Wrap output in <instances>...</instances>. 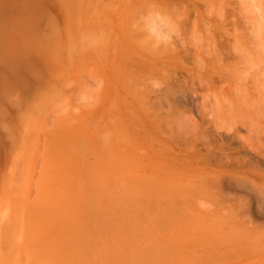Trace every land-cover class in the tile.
Instances as JSON below:
<instances>
[{
  "label": "rangeland",
  "instance_id": "374dc122",
  "mask_svg": "<svg viewBox=\"0 0 264 264\" xmlns=\"http://www.w3.org/2000/svg\"><path fill=\"white\" fill-rule=\"evenodd\" d=\"M183 1L190 28L200 14L204 25L210 20L211 30L220 25L217 49L215 43L206 45L203 39V45L201 38H193L187 25L178 32L177 19L173 24L175 18L163 15L170 0H21L23 15L7 19L13 41L7 46L12 51L8 63L13 67L5 71L7 85L5 75L0 77V257L11 251L16 264H264V0L247 5L248 0H209L215 5L209 8L207 0ZM157 7L167 32H161L166 34L162 38L146 22ZM216 9L226 11V22L219 19L223 10L217 17ZM166 22L173 24V32ZM199 25L198 32L204 29ZM162 39L164 46L176 48L174 53L164 50L174 59L154 53ZM212 47L222 50L221 59ZM195 52L208 55H200L204 63ZM227 63L238 73L223 74ZM205 69L216 82L203 78L201 83ZM241 85L248 95L239 98L245 92ZM123 86L133 91L129 94ZM233 93L240 101L250 95L245 105L250 103L257 117L250 114L251 107H243L244 100L238 110ZM225 100L239 112L224 106ZM220 106L225 117L218 114ZM218 175L223 177L218 180ZM214 205L217 209L208 213ZM248 226L251 232L256 227L252 236ZM229 246L237 249L236 255ZM212 249L216 255L226 249L231 254L216 256Z\"/></svg>",
  "mask_w": 264,
  "mask_h": 264
},
{
  "label": "bare ground",
  "instance_id": "6f19581e",
  "mask_svg": "<svg viewBox=\"0 0 264 264\" xmlns=\"http://www.w3.org/2000/svg\"><path fill=\"white\" fill-rule=\"evenodd\" d=\"M154 1H155V0H154ZM164 1L167 2V0H164ZM170 1H171V2H170L169 4H166V5H167V7H165V8H166V12H163V13H165V14H163V15L166 16V14L168 13L169 16L167 15V16H168L167 18H171V17H172V18H175V19H172V22H173L174 20L176 21V19H177V22H178V18L181 17V16H180V12L183 11V13H185V16H184V14H183V16H182V17H184L183 20H182V17H181V20L179 19L180 21L178 22L180 25H182L180 28H178L179 24H178L177 22H175V24H174V22H173L174 27H175V25H176V26L178 25L176 29H177L178 32H179V30H181V28L184 27V25H187V26H188V24H187L186 22L188 21L187 17L190 16V14H189V8H188V6L185 5L186 2H184L183 0H180V1H179V0H170ZM185 1H186V0H185ZM204 1H205V0H204ZM220 1H221V0H218V2H220ZM223 1H224V0H223ZM225 1H226V0H225ZM243 1H244V0H243ZM251 1H252V0H251ZM200 2H201V1H200ZM216 2H217V0H216ZM247 2L249 3V0L246 1V5L248 4ZM174 3H176V4H174ZM190 3H191V2H190ZM207 3H210L209 0H207ZM221 3H222V1H221ZM229 3H230V2H229ZM253 3H254V2H253ZM260 3H261V1H260ZM177 4H181V5H182V6H181L182 8H181V7L179 8V6H178ZM186 4H187V3H186ZM197 4H198V3H197ZM205 4H206V1H205ZM254 4H255V3H254ZM261 4H262V3H261ZM209 5H210V7H214V6H215L214 4L210 3V4H207V7L205 6V8H209ZM221 5H222V4H221ZM250 5H251V4H250ZM164 6H165V5H164ZM164 6H163V7H164ZM194 6H195V9L197 10L196 5H194ZM197 6H198V5H197ZM227 6H228V5H227ZM251 6H252V5H251ZM255 6H256V5H255ZM148 7H149V6H148ZM160 7H161V6H160ZM163 7H162V9H163ZM177 7H178V8H177ZM218 7H219V6H218ZM218 7H216V8H218ZM220 7H221V6H220ZM224 7H225V6H224ZM259 7H260V6H259ZM153 8H154V7H153ZM190 8H191V7H190ZM183 9H184V10H183ZM251 9L254 10V7H253V8L251 7ZM259 9H260V8H259ZM179 10H180V11H179ZM181 10H182V11H181ZM190 10H191V9H190ZM222 10H223V9H222ZM222 10L219 9L220 14H221V11H222ZM224 10H225V8H224ZM224 10L222 11V12H224V15H223V14L220 15L218 9H216V12H215V15H216L217 17L220 15V16H219V19H220L222 22H223V21L226 22V18H227V17H226L227 15L225 14L226 11H224ZM240 10H241V9H240ZM202 11H203V10H202ZM257 11H258V10H257ZM154 12H155V14H154V15L152 14L153 16L150 14L151 17H150L149 19L146 18V19H147L146 22L148 23V26H147V27H148L149 30H151L152 32H155V35L153 34L154 36H160V37H161V35L164 36V35L167 34V32L165 31L166 29L163 30L162 27H161V22H163V23L165 22L164 20L162 21V19H161V18L164 19V16L162 15V17H161V16H160V13H157V14H156V12H160V10L158 9V7H157V9H156ZM191 12H192V11H191ZM194 12H195V11H194ZM217 12H218V13H217ZM227 12H228V11H227ZM233 12H234V11H233ZM148 13H149V12H148ZM148 13H147V14H148ZM151 13H153V11H151ZM203 13H204V12H203ZM209 13H210V12H208L207 14H209ZM211 13L214 14V11H212ZM248 13H249V12H248ZM260 13H261V15L263 14L262 11H261ZM158 14H159V15H158ZM161 14H162V12H161ZM213 14H212V15H213ZM232 14H233V13H232ZM209 15H211V14H209ZM225 15H226V16H225ZM233 15H234V14H233ZM251 15H252V14H251ZM127 16H128V15H127ZM170 16H171V17H170ZM179 16H180V17H179ZM224 16H225V17H224ZM256 16H257V14H256ZM256 16H255V18H256L255 20L258 19V17H256ZM145 17H146V16H145ZM209 17H210V16H209ZM211 17H212V16H211ZM263 17H264V16H263ZM167 18H165V20H166ZM139 19H143V18H139ZM139 19H137V20H139ZM197 19H198V18H196V20L194 19L193 21H191V24H192L191 28H190V26H188V30H192V31H191V32H192V33H191V34H192V37H193V36H194V37L197 36L196 38H198V39L201 38L200 43H203V45H204L206 42H207L206 45H207V44L210 45V44H212V43L214 44L215 42L217 43L218 41H216V39H217L216 36H218V35H217V31H218V30H217L216 28H219L218 26H220V25L217 24V26H216V24H215V25H214V28H215V29H214V30H213V29L211 30L210 27L212 26V23H209L210 20H209V22L207 21V25H204V24H206V23H205V20H206V19H205V17H204V14H203V15L200 14V18H199L198 20H197ZM168 20H169V19H167V22H168ZM190 20H191V19H190ZM220 20H219L218 22H220ZM235 20H236V19H235ZM259 20H260V19H259ZM139 21H140V20H139ZM169 21L171 22V20H169ZM257 21H258V20H257ZM167 22H166V23H167ZM189 22H190V21H189ZM200 22H202V24H201ZM229 22H230V21H229ZM260 22H261V21H260ZM133 23H134V22H133ZM143 23H144V22H143ZM176 23H177V24H176ZM203 23H204V24H203ZM220 23H221V22H220ZM136 24H137V23H136ZM173 24H168V23H167V25H168V26L171 25V27H172ZM191 24H190V25H191ZM199 24H201V25H199ZM208 24H211V26L208 25ZM233 24H234V23H233ZM141 25H143V24L141 23ZM146 25H147V24H146ZM198 25H199V27L201 26L202 28L205 29V30L203 29L204 31L202 30L203 32L206 31L205 34H204V36H202V34H201L202 31H199L200 33L197 31V29H198ZM203 25H204L205 27H203ZM226 25H227V24H226ZM226 25H225V26H226ZM132 26H133V25H132ZM134 26H135V24H134ZM209 26H210V27H209ZM234 26H235V25H234ZM174 27H173V28H174ZM201 27H200V28H201ZM133 28H134V27H133ZM138 28H139V27H138ZM142 28H144V27H142ZM164 28H165V27H164ZM189 28H190V29H189ZM202 28H201V29H202ZM167 29H168V28H167ZM169 29H170V26H169ZM169 29H168V31H169ZM193 29H196V30H193ZM133 30H135V29H133ZM142 30H143V29H142ZM149 30H148V31H149ZM170 30L173 32L174 29H170ZM177 30H176V31H177ZM182 30H183V29H182ZM182 30H181V31H182ZM186 30H187V28H186ZM186 30H185V31H186ZM219 30H220V29H219ZM234 30H237V29H234ZM130 31H131V30H130ZM151 31H150V32H151ZM162 31H165L166 34H165V33H164V34L161 33ZM183 31H184V30H183ZM227 31H228V30H227ZM131 32H132V31H131ZM140 32H141V31H140ZM172 32H170L169 34H171ZM178 32H177V34H178ZM228 32H229V31H228ZM231 32H232V31H231ZM242 32H243V31H242ZM143 33H144V32H143ZM148 33H149V32H148ZM179 33H180V32H179ZM150 34H152V33H150ZM186 34H187V33H186ZM200 34H201V35H200ZM220 34H221V33H220ZM220 34H219V35H220ZM136 35H137V34H136ZM172 35H173V33H172ZM174 35H175V32H174ZM181 35H182V34H181ZM189 35H190V34H189ZM222 35H223V34H221L220 37H223V36H224V35H223V36H222ZM127 36H128V35H127ZM167 36H168V35H167ZM184 36H185V35H184ZM201 36H202L203 38H202ZM136 37H137V36H136ZM169 37H170L171 40H172V41L170 40L169 42H171V43L173 44L172 36L169 35ZM173 37H174V36H173ZM181 37H182V36H181ZM194 37H193V38H194ZM151 38H152V37H151ZM161 38H162V37H161ZM185 38H186V37H185ZM196 38H195V39H196ZM133 39H134V38H133ZM144 39H145V38H144ZM157 39H159V44H160V40H161V39H160V38H157ZM168 39H169V38H168ZM198 39H196V41H197ZM203 39H204V41H206V42H203ZM151 40H152V39H151ZM162 40H163V39H162ZM165 40H166V39H165ZM187 40H188V39H187ZM191 40H192V39H191ZM134 41H135V40H134ZM144 41H145V40H144ZM144 41H143V42H144ZM155 41H156V40H155ZM181 41H182V40H181ZM236 41H237V40H236ZM148 42H149V41H148ZM163 42H164V43H163V44L161 43V45H160L162 49L160 48V46H159L158 43L156 44V43L154 42L155 45H152V46H159V48L161 49V50H159V48H158L157 50H154V53L157 52L158 56H159V54H163V56H164V54L167 53V52H168L167 50H169V48H170L171 43H170V45H169V44H168L169 42H168V43H167L168 45H167V46H166V45L164 46V44H166L165 42H167V41H164V40H163ZM176 42H177V39H176ZM189 42H190V41H189ZM192 42H194V41H192ZM140 43H142V42L140 41ZM154 43H153V44H154ZM197 43H198V42H197ZM216 43H215L214 45H216ZM142 44H143V43H142ZM144 44H145V42H144ZM144 44H143V45H144ZM178 44H179V42H178ZM189 44H190V43H189ZM195 44H196V42H194V46H195ZM217 44H218V43H217ZM234 44H235V43H234ZM138 45H139V44H138ZM187 45H188V44H187ZM200 45H201V44H200ZM203 45H202V46H203ZM209 45H208L207 47L211 49V47H209ZM152 46H151V49H155L154 47L152 48ZM162 46H164L165 48L162 47ZM173 46H175V45H173ZM182 46H183V45H182ZM212 46H213V45H212ZM167 47H168V49H167ZM190 47H191V46H190ZM190 47H189V48H190ZM197 47H198V48H197ZM199 47H200V46L196 44V48L198 49V51L200 50ZM205 47H206V46H205ZM205 47H204V49L207 50V48H205ZM219 47H220V46H219ZM124 48H125V47H124ZM134 48H135V47H134ZM134 48H133V49H134ZM142 48H144V47L142 46ZM156 48H157V47H156ZM163 48H164V49H163ZM171 48H172V50H170L171 53H172L173 51H174V52L177 51V50L175 51L176 48H175L174 50H173V47H172V46H171ZM171 48H170V49H171ZM179 48H180V47H179ZM214 48L217 49V45H216V47L214 46ZM220 48H221V47H220ZM181 49H182V48H181ZM185 49H186V48H185ZM185 49H184V50H185ZM210 49H209V56H212L213 54L210 55V52H211ZM215 49H214V51H213V47H212V52H214V55L217 53V54L215 55V57L217 56V58L221 59V58L223 57V56H221V55H222V54H221V51H222V50L220 49V51H219V48H218V50H217V52H216ZM131 50H132V49H131ZM135 50H136V49H135ZM135 50H134V51H135ZM164 50H166L167 52H165ZM201 50H202V49H201ZM201 50H200L199 52H201ZM129 51H130V50H129ZM155 51H156V52H155ZM180 51H181V50H180ZM191 51H192V50H191ZM198 51H197V52H198ZM218 51L220 52L221 55L219 54ZM224 51H225V50H224ZM137 52H138V51H137ZM174 52H173V53H174ZM188 52H189V51H188ZM197 52H195V53H197ZM203 52H205V51L203 50ZM215 52H216V53H215ZM124 53H125V52H124ZM171 53H170V54H171ZM206 53H208V51H207ZM206 53H202V54H203V57L206 56V58H207L208 55H207ZM235 53H236V52H235ZM176 54H177V53H176ZM179 54H180V52H179ZM202 54L199 53V56H198V53L196 54V55L198 56V57H197L198 60H199L200 55L202 56ZM204 54H205V56H204ZM244 54H245V53H244ZM166 55H167V56H166ZM166 55H165L164 57H169V53H167ZM214 55H213V56H214ZM116 56H118V55H116ZM129 56H130V55H129ZM147 56H148V53H147ZM170 56H172V54H171ZM189 56H190V55H189ZM213 56H212V58H210V61H211L212 59H214ZM140 57H141V56H140ZM142 57L145 58L144 56H142ZM156 57H157V56H156ZM195 57H196V56H195ZM130 58H131V57H130ZM169 58H173V59H174L173 56H172V57H169ZM169 58H168V59H169ZM201 58H202V57H201ZM217 58H216V59H217ZM146 59H147V58H146ZM175 59H176V58H175ZM178 59H179V58H178ZM127 60L129 61V59H127ZM151 60H152V59H151ZM166 60H167V58H166ZM200 60H201L203 63H204V61H205V59L203 60V58L200 59ZM200 60H199L198 62H200ZM227 60H228V59H227ZM121 61H122V60H121ZM121 61H120V62H121ZM178 61H179V60H178ZM182 61H184V60H182ZM215 61H216V60H215ZM223 61H224V60H223ZM223 61H222V62H223ZM123 62H124V61H123ZM140 62H141V61H140ZM207 62L209 63V59H208ZM224 62H225V61H224ZM235 62H237V61H235ZM133 63H134V62H133ZM186 63H187V62H186ZM213 63H215V62L213 61ZM237 63H238V62H237ZM131 64H132V63H131ZM131 64H130V65H131ZM135 64H136V63H135ZM141 64H142V63H141ZM194 64H195V63H194ZM205 64H207V63H205ZM219 64H220V63H219ZM125 65H126V64H125ZM149 65H150V64H149ZM157 65H158V63H157ZM159 65H160V64H159ZM202 65H203V64H202ZM232 65H233V64H232ZM232 65H230V64L228 65V63H227L226 67H225V65L223 66V68H222L221 66H219V65H218V66L221 67V69H222V71H223V74L226 75V74L229 73V70H232V72H230V74L235 75V74L238 73V71H237V67L235 68V66H233V69H229V68L232 67ZM160 66H161V65H160ZM199 66H200V65H199ZM227 66H228V67H227ZM236 66H237V65H236ZM239 66H240V65H239ZM126 67H127V66H126ZM126 67H124V68H126ZM128 67H129V66H128ZM139 67H140V66H139ZM144 67H145V66H144ZM200 67H201V66H200ZM203 67H205V66H203ZM132 68L135 69L134 67H132ZM153 68H154V67H153ZM201 68H202V67H201ZM212 68H213V67H212ZM215 68H216V67H215ZM215 68H214V69H215ZM225 68H226V70H227V68H228V72L225 70ZM238 68H239V67H238ZM235 69H236V70H235ZM124 70H125V69H124ZM126 70H127V69H126ZM131 70H132V69H131ZM138 70H139V68H138ZM200 70H201V69H200ZM224 70H225V72H224ZM234 70H235L237 73H236ZM139 71H140V70H139ZM155 71H156V70H155ZM166 71H167V70H166ZM211 71H212V70H211ZM222 71H221V73H222ZM128 72H129V71H128ZM150 72H151V71H150ZM172 72H173V71H172ZM132 73H133V72H132ZM145 73H146V71H145ZM157 73H158V72H157ZM178 73H179V72H178ZM199 73H201V72H199ZM199 73H198V74H199ZM206 73H208V72H206V69H205L204 72H202L201 74H199V75H201V76H204V77H201V76L198 75V76H199V80H200V78H202L201 81L203 80V78H204V81L208 79L209 82L215 80V77H214V76H211V75H209L208 78H207ZM234 73H235V74H234ZM135 74L137 75L138 73H135ZM165 74H167V73H165ZM182 74H183V73H182ZM209 74H210V72H209ZM129 75H130V74H129ZM145 75H146V74H145ZM190 75H191V74H190ZM212 75H213V74H212ZM228 75H229V74H228ZM232 75H229V76H232ZM243 75L245 76V74H243ZM157 76H158V75H157ZM223 76H224V75H223ZM238 76H239V75H238ZM244 76H243V77H244ZM140 77H141V76H140ZM143 77H144V76H143ZM220 77H221V76H219V78H220ZM178 78H179V77H178ZM196 78H197V77H196ZM245 78H246V77H245ZM245 78H244V79H245ZM263 78H264V77H263ZM117 79H118V78H117ZM123 79L126 81V79H125L124 77H123ZM171 79H172V78H171ZM171 79H170V80H171ZM192 79H193V78H192ZM216 79H217V78H216ZM234 79H235V78H234ZM241 79H242V77H241ZM161 80H163V79H161ZM161 80H160V82H161ZM172 80H173V79H172ZM184 80H185V79H184ZM193 80H194V79H193ZM224 80L227 82L226 79H223L222 82H225ZM228 80H229V79H228ZM232 80H233V79H232ZM239 80H240V79H239ZM125 81H124V82H125ZM128 81H129V79H128ZM128 81H127V83H123V85H125V84L128 85ZM181 81H182V80H181ZM201 81H200V82H201ZM204 81H202L201 83H204ZM220 81H221V80H220ZM242 81H243V80H242ZM130 82H131V81H130ZM166 82H167V81H166ZM166 82H165V83H166ZM214 82H216V81H214ZM226 82H225V83H226ZM236 82H237V81H236ZM263 82H264V81H263ZM131 83H132V82H131ZM168 83H169V81H168ZM170 83H171V82H170ZM194 83H195V82H194ZM205 83H208V82L206 81ZM211 83H212V82H211ZM250 83H251V82H250ZM119 84H120V81H119ZM237 84H238V83H237ZM256 84H257V82H256ZM258 84H259V82H258ZM262 84H264V83H261L260 86H262ZM120 85H121V84H120ZM120 85H119V86H120ZM131 85H132V84H131ZM175 85H176V84H175ZM204 85H205V84H204ZM216 85H217V83H216ZM223 85H224V83H223ZM227 85H228V83H227ZM231 85H233V84H231ZM129 86H130V85H129ZM181 86H182V85H181ZM181 86H180V87H181ZM194 86H195V85H194ZM235 86L238 87V85H236V83H235ZM241 86H242V85H241ZM241 86H240V87H241ZM243 86H244V85H243ZM243 86L241 87V88H242L241 91H243V89H244V90L247 89L246 87L243 88ZM258 86H259V85H258ZM260 86L257 87L256 90H258V89L260 88ZM123 87H124V86H123ZM127 87H128V86H125V87L123 88V90H124L125 88H127ZM149 87H151V86H149ZM177 87H178V86H177ZM195 87H196V86H195ZM210 87H211V85H210ZM217 87H218V85H217ZM220 87H221V89H222V86H220ZM231 87H232V86H231ZM240 87H239V88H240ZM249 87H250V86H249ZM253 87H254V86H253ZM255 87H256V86H255ZM135 88H136V87H135ZM140 88H141V87H140ZM192 88H193V87H192ZM197 88H199V87H197ZM197 88H196V89H197ZM224 88H225V87H224ZM233 88H234V90L237 89V88H235V87H233ZM239 88H238V89H239ZM129 89H132V88L130 87V88L125 89V90H126V91L128 90V93L130 94L131 91H133V90L130 91ZM179 89H180V88H179ZM215 89H217V88H215ZM262 89H263V86H262L261 90H262ZM142 90H143V89H142ZM149 90H151V89H149ZM149 90H148V91H149ZM121 91H122V90H121ZM223 91H224V90H223ZM223 91H222V92H223ZM239 91H240V90H239ZM241 91H240V92H241ZM253 91H254V89H253ZM262 91H263V90H262ZM218 92H219V91H218ZM234 92H235V91H234ZM243 92H244V91H243ZM243 92L239 93V96H240V95L242 96L243 94L248 95L246 90H245L246 93H245V92L243 93ZM56 93H57V92H56ZM126 93H127V92H126ZM128 93H127V94H128ZM156 93H157V92H156ZM164 93H165V92H164ZM215 93H216V92H215ZM235 93L237 94V92H235ZM58 94H59V93H58ZM124 94H125V93H124ZM134 94H135V93H134ZM136 94H137V93H136ZM143 94H144V93H143ZM233 94H234V93H233ZM236 94H234L235 97L237 96ZM249 94H250V93H249ZM79 95H80V94H79ZM118 95H119V94H118ZM125 95H126V94H125ZM131 95H132V94H131ZM131 95H130V97L133 96V95H132V96H131ZM158 95H159V94H158ZM167 95H168V94H167ZM222 95H223V94L220 92V97H221V98H225V99H227L226 97H223L224 95H223V96H222ZM226 95H227V94H226ZM230 95H231V94H230ZM234 95H233V96H234ZM245 95H243V96H245ZM256 95H257V93H256ZM126 96H127V95H126ZM144 96H145V95H144ZM210 96H211V95H210ZM215 96H216V95H215ZM241 96H240L239 98H241ZM123 97H124V96H123ZM133 97H135V96H133ZM136 97L138 98V95H137ZM136 97H135V98H136ZM162 97H163V96H162ZM208 97H209V96H208ZM213 97H214V96H213ZM227 97H228V96H227ZM246 97H247V96H246ZM246 97H242V98H244V99H243L244 102H243L242 99H241V101H240V99L236 97L237 99H239L238 104L241 103V102H243L244 104L241 103V104L243 105V107H245V106H246V107H247V106L251 107L250 103H248L249 100L251 101V99L249 98L250 95H249V97L247 98V99H249V100H246V101H248L247 103H248L249 105H247V103H246V105H245V102H246V101H245V98H246ZM154 98H155V97H154ZM154 98H153V99H154ZM251 98H252V97H251ZM256 98H257V96H256ZM131 99H132V98H131ZM139 99H140V98H139ZM147 99H148V97H147ZM228 99L230 100V98H228ZM228 99H227V100H228ZM234 99H235V98H234ZM252 99H253V98H252ZM223 100H224V99H223ZM227 100L222 101V104L224 103V106H226V104H228L227 102H230V103L233 104V102H231L232 99H231V101H229V100L227 101ZM159 101H160V100H159ZM207 101H209V100L207 99ZM220 101H221V100H220ZM220 101H219V102H220ZM226 101H227V102H226ZM235 101H237V100L235 99L234 102H235ZM255 101H256V100H255ZM127 102H128V101H127ZM136 102H137V101H136ZM138 102L140 103V101H138ZM225 102H226V103H225ZM252 102H253V101H252ZM125 103H126V102H125ZM144 103H145V101H144ZM148 103H149V102H148ZM230 103L228 104V105H229L228 107H229V108H231V107L233 108V106L230 107V105H231ZM127 104H128V103H127ZM130 104H131V103H129V106H130ZM132 104H133V103H132ZM132 104H131V105H132ZM219 104H220V103H219ZM236 104H237V103H236ZM238 104H237V105H238ZM241 104L238 105V110H240V111H241V109H239V108L242 106ZM251 104H252V103H251ZM254 104H255V103H254ZM258 104H259V102H258ZM261 104H262V103H261ZM263 104H264V103H263ZM150 105H151V104H150ZM171 105H172V104H171ZM178 105H179V104H178ZM240 105H241V106H240ZM259 105H260V104H259ZM124 106H125V105H124ZM138 106H139V104H138ZM209 106H210V105H209ZM209 106H208V107H209ZM221 106H222V105H221ZM221 106H220V108L218 107V111H219L218 114L220 113L219 115H221V113H222V111H223V110H221ZM239 106H240V107H239ZM252 106H253V105H252ZM149 107H150V106H149ZM158 107H159V106H158ZM158 107H157V108H158ZM203 107H204V106H203ZM228 107H225V110H226V108H228ZM249 107H247V108L249 109ZM263 107H264V106H263ZM34 108H36V107H34ZM37 108H39V107H37ZM125 108H126V106H125ZM137 108H138V107H137ZM139 108H140V107H139ZM143 108H145V107H143ZM171 108H172V107H171ZM177 108L179 109L180 107H177ZM183 108H184V107H183ZM204 108H205V107H204ZM206 108H207V107H206ZM147 109H148V108H147ZM147 109H144V110H147ZM152 109H153V107H152ZM175 109H176V108H175ZM184 109H185V108H184ZM209 109H210V108H209ZM212 109H213V107H212ZM233 109H235V111H238L236 108H233ZM242 109H243V108H242ZM251 109H252V107H251ZM262 109H263V108H261V110H262ZM133 110H134V113H135V110H136V109L133 108ZM153 110H154V109H153ZM156 110H157V109H156ZM170 110H171V109H170ZM170 110H169V111H170ZM186 110H187V109H186ZM205 110H206V109H205ZM214 110H215V109H214ZM29 111H30V110H29ZM35 111H36V110H35ZM125 111H126V110H125ZM127 111H128V108H127ZM129 111H130V110H129ZM158 111H159V110H158ZM160 111H161V109H160ZM180 111H181V110H180ZM250 111H251V110H250ZM252 111H253V109H252ZM254 111L256 112L255 109H254ZM254 111H253L252 113H250V114H253ZM30 112H31V111H30ZM30 112H29V113H30ZM36 112H37V111H36ZM130 112H131V111H130ZM137 112H138V111H137ZM137 112H136V113H137ZM170 112H171V111H170ZM238 112H239V111H238ZM243 112H247V110H246V111H243ZM243 112H242V113L240 112V113L243 114ZM136 113H135V114H136ZM143 113H144V112H143ZM224 113H225V112H224ZM146 114H147V112H146ZM157 114H158V113H157ZM182 114H183V113H182ZM222 114H223V113H222ZM225 114H226V113H225ZM225 114H223L224 117H225ZM227 114H228V116H232V115H233L232 113H231V114H230V113H227ZM229 114H230V115H229ZM26 115H27V114H26ZM211 115H212V114H211ZM223 115H222V116H223ZM246 115H249V114H246ZM253 115H255V116L257 117V115H256L255 113H254ZM253 115H249V116H252V118H253V117H255V116H253ZM27 116H28V115H27ZM27 116H26V117H27ZM137 116H138V115H137ZM140 116H141V115H140ZM155 116H156V115H155ZM186 116H187V114H186ZM191 116H192V115H191ZM226 116H227V115H226ZM228 116H227V118H228ZM249 116H245V115H244V116H242V117H244L245 119H249ZM258 116H259V115H258ZM133 117H135V116L133 115ZM148 117H149V116H148ZM247 117H248V118H247ZM136 118H137V117H136ZM140 118H141V117H140ZM143 118H144V117H143ZM149 118H150V117H149ZM159 118H160V117H159ZM206 118H207V117H206ZM210 118H211V117H210ZM232 118H233V116H232ZM131 119H132V118H131ZM192 119H193V118H192ZM195 119H196V118H195ZM198 119H199V118H198ZM222 119H223V118H222ZM241 119H242V118H241ZM134 120H135V119H134ZM153 120H154V119H153ZM153 120H152V121H153ZM185 120H186V119H185ZM185 120H184V121H185ZM257 120H259V118H258ZM257 120H256L257 124H258L259 121H262V120H259V121H257ZM141 121H142V120H141ZM143 121H144V120H143ZM143 121H142V122H143ZM165 121H166V120H165ZM154 122H155V121H154ZM169 122H170V121H169ZM234 122L237 123V121H234ZM252 122H253V120L251 121V123H252ZM192 124H193V122H192ZM196 124H197V123H194V125H192V126H195ZM199 124H200V123H199ZM199 124H197V125H199ZM255 124H256V123H255ZM133 125H134V124H133ZM155 125H156V124H155ZM165 125H166V124H165ZM168 125H169V124H168ZM250 125H251V124H250ZM149 126H150V125H149ZM169 126H170V125H169ZM258 126H259V124H258ZM135 127H136V126H135ZM140 127H141V126H140ZM146 127H147V126H146ZM157 127H158V126H157ZM256 127H257V126H256ZM158 128H161V127H158ZM141 129H142V127H141ZM146 129H148V128H146ZM134 130H135V129H134ZM161 130H162V129H161ZM172 130H173V129H172ZM137 131H138V130H137ZM145 131H146V133H147V130H145ZM257 131H258V130H257ZM134 132H135V131H134ZM161 132H162V131H161ZM190 132H191V131H190ZM248 132H249V131H248ZM260 132H261V131H260ZM148 133H150V132H148ZM148 133H147V135H148ZM157 133H158V132H157ZM175 133H176V132H175ZM151 134H152V133H151ZM155 134H156V133H155ZM166 134H168V133H166ZM253 134H254V133H253ZM193 135H194V134H193ZM196 135H197V133H196ZM262 135H263V134H262ZM148 136H149V135H148ZM153 136H154V135H153ZM194 136H195V135H194ZM200 136H201V135H200ZM150 137H151V136H150ZM150 137H149V138H150ZM213 137H214V136H213ZM172 138H173V137H172ZM183 138H184V137H183ZM222 138H223V137H222ZM240 138H241V137H240ZM255 138H256V137H255ZM152 139H156V138H152ZM168 139H170V138H168ZM184 139H185V138H184ZM206 139H207V138H206ZM261 139H262V138H261ZM223 140H224V139H223ZM244 140H245V139H244ZM254 140H255V139H254ZM182 141H183V140H182ZM192 141H193V140H192ZM187 142H188V140H187ZM189 142H191V141H189ZM204 142H205V141H204ZM207 142H208V141H207ZM214 142H215V141H214ZM198 143H199V142H198ZM198 143H197V144H198ZM176 144H177V143H176ZM183 144H184V143H183ZM189 144H190V143H189ZM215 144H216V143H215ZM217 144H218V143H217ZM223 144H224V143H223ZM248 144H250V143H248ZM224 145H225V144H224ZM256 145H257V144H256ZM258 145H259V144H258ZM258 145H257V146H258ZM181 146H182V145H181ZM217 146H218V145H217ZM219 146H220V145H219ZM182 147H183V146H182ZM185 147H186V146H185ZM189 147H190V146H189ZM206 147H207V145H206ZM259 147H260V146H259ZM211 148H212V147H211ZM188 149H189V148H188ZM208 150H209V149H208ZM242 150H243V149H242ZM242 150H241V151H242ZM248 150H249V149H248ZM262 150H263V148H262ZM193 151H194V150H193ZM222 151H223V150H222ZM224 151H225V150H224ZM239 151H240V150H239ZM251 151H252V150H251ZM194 152H195V151H194ZM263 152H264V151H263ZM206 153H207V152H206ZM215 153H216V152H215ZM219 153H220V152H219ZM207 154H208V153H207ZM210 154H211V153H210ZM251 154H252V153H251ZM175 155H176V154H175ZM216 155H217V154H216ZM257 155H259V154H257ZM261 155H262V154H261ZM180 156H181V155H180ZM250 156H251V155H250ZM182 157H183V156H182ZM172 158H173V157H172ZM184 158H185V157H184ZM202 158H203V157H202ZM175 159H176V158H175ZM192 159H194V158H192ZM200 159H201V158H200ZM200 159H199V160H200ZM229 159H231V158H229ZM260 159H261V158H260ZM170 160L172 161V159H170ZM180 160H181V159H180ZM197 160H198V159H197ZM208 160H209V157H208ZM191 161H192V160H191ZM204 161H205V160H204ZM215 161H216V160H215ZM177 162H178V161H177ZM179 162H180V161H179ZM182 162H183V161H182ZM188 162H189V161H188ZM208 162H209V161H208ZM212 162H213V161H212ZM212 162L210 161V163H212ZM219 162H220V161H219ZM222 162H223V161H222ZM232 162H233V161H232ZM186 163H187V162H186ZM205 163H206V161H205ZM207 164H208V163H207ZM214 164H215V163H214ZM224 164H225V163H224ZM204 165H205V164H204ZM222 165H223V164H222ZM226 165H227V164H226ZM229 165H230V164H229ZM204 167H205V166H204ZM226 167H227V166H226ZM231 167H232V166H231ZM235 167H236V166H235ZM235 167H233V168H235ZM249 167H250V166H249ZM241 168H242V167H241ZM250 168H251V167H250ZM171 169H172V167H171ZM173 169H174V168H173ZM175 169H177V168L175 167ZM180 169H181V168H180ZM180 169L178 168V170H180ZM187 169H188V168H187ZM187 169H186V170H187ZM189 169H190V168H189ZM256 169H257V168H256ZM258 169H259V168H258ZM183 170H184V169H183ZM262 170H263V169H262ZM176 171H177V170H176ZM188 171H189V170H188ZM189 172H190V171H189ZM192 172H195V171L193 170ZM180 173H182V172H180ZM187 173H188V172H187ZM196 173H197V172H196ZM199 173H200V172H199ZM168 174H169V173H168ZM173 174H174V173H173ZM175 174H176V173H175ZM178 174H179V173H178ZM180 175H181V174H180ZM182 175H183V174H182ZM188 175H189V174H188ZM168 177H170V176H168ZM215 177H216V176H215ZM219 177L222 178L223 176H219V175H218V176H217L218 180L220 179ZM178 178H179V177H178ZM180 178H181V177H180ZM213 178H214V177H213ZM213 178H212V181L214 180V182H216V181H217L216 178H214V179H213ZM224 178H225V177H224ZM181 179H182V178H181ZM202 179H203V178H202ZM210 179H211V178H209L208 180H210ZM215 180H216V181H215ZM222 180H224V179H222ZM222 180H221V181H222ZM179 181H180V179H179ZM204 181H205V180H204ZM221 181H220V182H221ZM177 182H178V180H177ZM180 182H181V181H180ZM207 182H208V181H207ZM220 182H219V185H220ZM223 182H224V181H223ZM231 182H232V181H231ZM208 183H209V182H208ZM257 183H258V182H257ZM20 184H21V183H20ZM196 184H198V183H196ZM209 184H210V183H209ZM191 185H192V184H191ZM193 185H194V184H193ZM216 185H217V184H216ZM198 186H199V185H198ZM198 186H197V187H198ZM220 186H221V185H220ZM238 186H239V184H238ZM177 187H178V186H177ZM202 187H203V186H202ZM179 188H181V186H180ZM179 188H178V189H179ZM198 188H199V187H198ZM203 188H204V187H203ZM203 188H202L201 190H203ZM186 190H187V189H186ZM186 190H185V191H186ZM195 190H196V189H194L193 191L195 192ZM198 191H199V190H198ZM205 191H206V190H205ZM208 191H209V190H208ZM191 192H192V191H191ZM202 192H204V191H202ZM219 192H220V191H219ZM206 193H207V191H206ZM215 193H216V192H215ZM220 196H221V195H220ZM213 197H214V196H213ZM204 201H205V200H204ZM187 204H188V203H187ZM187 204H186V205H187ZM200 204H202V203L200 202ZM186 205H185V206H186ZM196 205H197V204H196ZM210 205H211V204H210ZM210 205H209V206H210ZM207 206H208V205H207ZM207 206H206V205L203 206V208H204L203 211L206 212V209H205V208H206ZM197 207H198V206H197ZM216 207H217V206L214 205L213 208H211V209H213V210L208 209V210H209L208 213H210V211H212V213H210V214H213L214 208L217 209ZM14 208H15V207H14ZM181 208H183V207H181ZM207 208H209V207H207ZM195 209H197V208H195ZM198 209H199V208H198ZM245 209H246V208H245ZM247 209H248V208H247ZM262 209H263V208H262ZM262 209H261V210H262ZM186 210H187V209H186ZM186 210H184V211H186ZM248 210H249V209H248ZM257 210H258V209H257ZM184 211H183V212H184ZM187 211H188V210H187ZM219 211H220V210H219ZM246 211H247V210H246ZM246 211H245V212H246ZM249 211H251V210H249ZM201 212H202V211H201ZM216 212H218V211H216ZM231 212L233 213V215L238 216V214H237V215L234 214V211H230L229 213H231ZM245 212H244V213H245ZM184 213H185V212H184ZM218 213H219V212H218ZM7 214H8V213H7ZM202 214H203V213H202ZM210 214H206V215L210 216ZM221 214H222V213L220 212L219 215H221ZM224 214H225V213H223V215H224ZM0 215H1V214H0ZM2 215H3V214H2ZM206 215H205V216H206ZM219 215H218V216H219ZM229 215H230V214H229ZM233 215H230V216H231L230 218H232ZM245 215H246V214H245ZM184 216H185V215H184ZM184 216H182L181 218H183ZM188 216H189V215H188ZM188 216H186V217H188ZM201 216H202V215H201ZM226 216H228V215H226ZM235 216H234V218H235ZM224 217H225V216H224ZM239 217H240V215H239ZM242 217H243V216H242ZM4 218H5V217H4ZM191 218H192V217H191ZM225 218H226V217H225ZM230 218L228 217V219H230ZM209 219H210V218H209ZM185 220H186V219H185ZM210 220H211V221L215 220L214 217L212 218V215H211V219H210ZM230 220H231V219H230ZM238 220H239V219H237L236 224L240 222V221L238 222ZM223 222H224V221H223ZM229 222H230V221H229ZM229 222H228V223H229ZM256 222H257V221H256ZM1 223H2V222H1ZM1 223H0V224H1ZM205 223H206V222H205ZM207 223H209V222L207 221ZM221 223H222V222H221ZM233 223H235V222H233ZM261 223L263 224V222H261ZM230 224H232V222H230ZM230 224H228V225H230ZM239 224H240V223H239ZM252 224H253V223H252ZM12 225H13V224H12ZM220 225H221V224H220ZM240 225H241V224H240ZM253 225H254V224H253ZM253 225H252V226H253ZM13 226H14V229H15V224H14ZM210 226H211V225H210ZM232 226H233V225H232ZM245 226H246V225H245ZM250 226H251V225H250ZM255 226H256V227H260L261 225H260V226L255 225ZM248 227H249V226H248ZM256 227H254L255 230L253 229L252 232L250 231V230H252V227H251V228H250V227L248 228V230H249L248 232H249V234H250V232H251V236H252L253 232L256 231ZM1 228H2V227H1ZM260 228H261V227H260ZM260 228H259V229H260ZM17 229H18V227L16 226V230H17ZM244 229H246V228L244 227ZM208 230H209V229H208ZM2 231H3V230H2ZM2 231H1V232H2ZM17 231H18V230H17ZM239 231H240V230H239ZM239 231H238V232H239ZM244 231H245V230H243V232H244ZM1 232H0V233H1ZM12 232H13V231H12ZM208 232H209V231H208ZM236 232H237V231H236ZM263 232H264V231H263ZM263 232H262V234H263ZM13 233H14V232H13ZM20 233H21V232H20ZM206 233H207V232H206ZM18 234H19V232H18ZM218 234H219V233H218ZM246 234H248V233H247V230H246V232H245V235H246ZM258 234L260 235L261 233H258ZM210 236H211V234H210ZM219 236H220V235H219ZM219 236H218V238H219ZM224 236H226V235H224ZM229 236L231 237V235H229ZM246 236H247V235H246ZM251 236H248V237H247L248 240H249V237H251ZM255 236H257V234H256ZM255 236H253V238L255 239V241H258L259 239L255 238ZM4 237H5V236H4ZM204 237L209 238L208 235H207V236L205 235ZM212 237H213V236H212ZM212 237H211V238H212ZM5 238H6V237H5ZM201 238H202V237H201ZM201 238H199V240H200ZM222 238H223V237H222ZM222 238H221V239H222ZM226 238L228 239L229 237H226ZM232 238H233V239H232ZM235 238H237V237L235 236ZM241 238H242V237H241ZM244 238L246 239V237H243V240H244ZM224 239H225V237H224ZM227 239H226V240H227ZM231 239H232V240H231ZM231 239H230L231 242H233V240L236 241V239H234V237H231ZM256 239H257V240H256ZM1 240H2V239H1ZM202 240H203V239H202ZM218 240H219V239H218ZM226 240H224L225 245H226V242H227ZM230 240H229V241H230ZM237 240H238V241H241V239L239 240V238H238ZM262 240H263V239H262ZM207 241H208V240H207ZM211 241H213V239H211ZM214 241H217L216 237H215V240H214ZM214 241H213V242H214ZM219 241L221 242V240H219ZM229 241L227 242V244L229 243V244L231 245V243H230ZM238 241H237V242H238ZM250 241L252 242V239H251ZM263 241H264V240H263ZM217 242H218V241H217ZM220 242L217 243V244H220ZM261 242H262V241H261ZM0 243H1V241H0ZM222 243H223V242H222ZM224 243H223V244H224ZM235 243H236V242H235ZM254 243H255V242H254ZM256 243H257V242H256ZM248 244H249V243H248ZM1 245H2V244H1ZM226 246H227V245H226ZM235 246H236V245H235ZM243 246H244V245H243ZM252 246H253V245H252ZM252 246H249L248 248H250V247H252ZM257 246H258V245H255V247H257ZM1 247H2V246H1ZM229 247H230V246H229ZM246 247H247V246H246ZM258 247H259V246H258ZM4 248H5V247H4ZM240 248L243 249V247H239V249H240ZM263 248H264V247H263ZM172 249H175V247L172 248ZM245 249H247V248H245ZM6 250H7V249H6ZM212 250H213V249H212ZM226 250H228V252L222 253L221 251H220V252L218 251V254H219V253H220V254H231V251H230V250L234 251V252H232V253H234V254L236 253V254H237V249L234 250V247H232V248L230 247V250H229V249H226ZM256 250H257V249H256ZM256 250H255V251H256ZM259 250H260V249H259ZM214 251H216V250H215V249H214L213 251L210 250L209 252L212 253V254H215V255H216V252H217V251H216V252H214ZM229 251H230V253H229ZM255 251H254V252H255ZM262 251H263V250H262ZM172 252H173V251H172ZM175 252H176V251H175ZM254 252H253V253H254ZM256 252H258V250H257ZM242 253H243V252H242ZM253 253H252V254H253ZM261 253H262V252H261ZM218 254H217V255H218ZM236 254H235V255H236ZM0 255H1V254H0ZM9 255L12 257L13 254H11V251H10L9 253H7V254H5V255H2V256L0 257V258H2V260L4 261L3 263H5V264H16V260H15L14 256H13V258H11ZM217 255H216V256H217ZM258 255H259V254H258ZM222 256H223V255H222ZM239 256H240V255H239ZM242 257H243V256H242ZM233 258H234V257H233ZM223 259H224V258H223ZM237 259H238V258H237ZM237 259H236V260H237ZM230 261H234V260L232 259V260H230ZM263 263H264V262H263ZM173 264H174V263H173ZM260 264H261V263H260Z\"/></svg>",
  "mask_w": 264,
  "mask_h": 264
},
{
  "label": "crops",
  "instance_id": "0c3cea01",
  "mask_svg": "<svg viewBox=\"0 0 264 264\" xmlns=\"http://www.w3.org/2000/svg\"><path fill=\"white\" fill-rule=\"evenodd\" d=\"M14 1L15 0H0V77L5 75V85L8 83L7 73L5 74V71L13 67L12 64L8 63L10 62L9 60L12 59V51H9L7 46L8 43H11L13 46V41H10V37L12 35L10 32V23L7 22V19H13V17L15 18V14L23 15V6H21V0L15 1V3ZM17 52H22V50ZM19 67L22 68L23 65H20Z\"/></svg>",
  "mask_w": 264,
  "mask_h": 264
}]
</instances>
